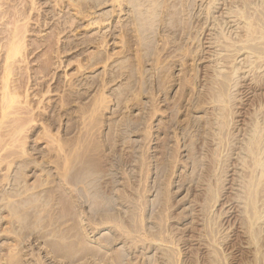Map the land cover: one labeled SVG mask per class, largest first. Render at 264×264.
I'll return each instance as SVG.
<instances>
[{
	"label": "rangeland",
	"instance_id": "rangeland-1",
	"mask_svg": "<svg viewBox=\"0 0 264 264\" xmlns=\"http://www.w3.org/2000/svg\"><path fill=\"white\" fill-rule=\"evenodd\" d=\"M19 8L0 264H264V0Z\"/></svg>",
	"mask_w": 264,
	"mask_h": 264
},
{
	"label": "bare ground",
	"instance_id": "bare-ground-1",
	"mask_svg": "<svg viewBox=\"0 0 264 264\" xmlns=\"http://www.w3.org/2000/svg\"><path fill=\"white\" fill-rule=\"evenodd\" d=\"M29 6V5H28ZM7 9V8H6ZM7 12V11H6ZM5 11H1L0 12V17H5L6 14ZM13 13V12H12ZM16 15H18V17H15L16 19V23L13 29H9V30H5V29H1L0 30V35H2V37L0 38V57H1V52L3 51V49L5 48V54L2 55V59L1 62H3L2 65V71H0V130L3 128H9L7 125L8 121L9 123L14 121L12 123V127H10V129H5L7 132H4L6 135L10 134L11 135V143L10 145H12L13 143L16 144V142H20V143H24L22 140V137H20V135L22 134V131H24L25 124H26V118H24V120H22V118L24 116H20L19 118L14 117L12 118V115H16L19 114V109L20 106H18L19 102V98H20V94L19 92L21 91V89L24 86V81L22 79H18V82L14 85L13 81L10 79V75L12 74V70L15 68L14 64L16 62H18V57L19 55L24 56V47H25V37H26V32L27 29H24V26H19L18 22L21 20V17H25V13L26 10L24 9H20L15 11ZM45 18V17H44ZM3 20V19H2ZM43 20V19H42ZM11 21V20H10ZM8 23V22H7ZM30 24V23H29ZM9 26V25H8ZM28 27V26H27ZM36 30V29H35ZM29 37V36H28ZM5 40L3 43H1L2 40ZM35 44V43H34ZM33 49H39L40 46L38 45H34ZM30 51V50H29ZM29 51H27V53L29 54ZM17 60V61H16ZM46 62V61H45ZM42 68V67H41ZM46 68V67H45ZM48 69V68H47ZM41 70V69H40ZM46 70V69H45ZM14 71V70H13ZM22 71V69H21ZM24 72V71H23ZM41 72V71H40ZM38 73V72H37ZM41 74V73H40ZM19 75V74H18ZM15 76V75H13ZM22 77V76H21ZM16 81V79H15ZM27 108V107H26ZM23 109V108H22ZM27 110V109H26ZM25 110H21V113H26L24 112ZM28 113H30V110L28 111ZM8 121H5V120ZM12 119V120H11ZM28 119V118H27ZM22 120V121H21ZM21 121V123H20ZM34 122V121H33ZM15 123V125H14ZM11 133H9V130H11ZM27 129V128H26ZM22 136V135H21ZM4 136L1 135L0 137V165L3 164L6 159H8V157H10V153L6 154H2V150L5 147V140L3 139ZM24 137V136H23ZM6 138V137H5ZM3 141H5L3 143ZM14 144V145H15ZM18 146V145H17ZM16 147V146H15ZM23 148L25 146H22ZM20 148V147H19ZM21 148V149H23ZM7 149V148H6ZM10 149V148H9ZM39 150V149H38ZM24 151V149H23ZM16 152V150H15ZM27 153V151H25ZM21 155V154H20ZM9 165L11 164V162H7ZM27 165V164H26ZM28 167V166H27ZM28 170V169H27ZM11 176V175H10ZM17 181V180H16ZM23 183V182H22ZM21 183V184H22ZM14 185V184H13ZM15 188V187H14ZM28 188V187H27ZM17 193V192H16ZM9 194V193H8ZM14 194V192H13ZM20 195V194H19ZM8 196V195H7ZM17 196V195H16ZM29 200V199H28ZM41 200V199H40ZM38 201V200H37ZM11 202V201H10ZM40 202V201H39ZM18 203V202H17ZM42 206V205H41ZM8 207V206H6ZM25 207V206H24ZM11 209V211H16V212H21L23 209V207H21V205H16L13 203V207H8ZM7 208V209H8ZM44 208V207H43ZM23 212V216L25 218L24 223L27 224V220H29L28 216L29 213H27L26 211H22ZM19 214V213H18ZM37 216V215H36ZM20 217V216H19ZM29 223V222H28ZM52 223V222H51ZM29 225V224H28ZM23 226V225H22ZM24 229V228H23ZM27 229V228H26ZM25 231V230H24ZM13 264V263H12Z\"/></svg>",
	"mask_w": 264,
	"mask_h": 264
}]
</instances>
